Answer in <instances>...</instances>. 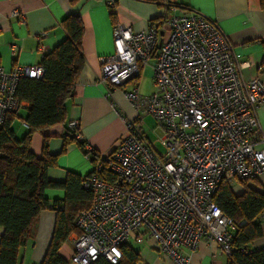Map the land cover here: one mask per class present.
Returning a JSON list of instances; mask_svg holds the SVG:
<instances>
[{"label":"built area","instance_id":"obj_1","mask_svg":"<svg viewBox=\"0 0 264 264\" xmlns=\"http://www.w3.org/2000/svg\"><path fill=\"white\" fill-rule=\"evenodd\" d=\"M107 3L114 6L115 0ZM165 4L162 27L135 31L115 25L113 54L98 58L97 78L109 89H122L135 115L125 120V134L112 151L99 155L82 176L92 201L73 218L68 264L99 257L116 264L122 244L145 239L173 264H189L202 239L230 255L236 225L212 196L223 181L233 185L264 175V130L257 117L264 80L257 74L243 77L230 39L215 21L178 0ZM12 14L23 20L22 10ZM151 57L154 90L142 95L137 75ZM43 73L39 63L10 70L0 64V128L7 116L26 107L15 95L19 80ZM147 114L163 152L145 136ZM67 128L83 141L77 119ZM83 147L89 161L91 149Z\"/></svg>","mask_w":264,"mask_h":264},{"label":"crops","instance_id":"obj_2","mask_svg":"<svg viewBox=\"0 0 264 264\" xmlns=\"http://www.w3.org/2000/svg\"><path fill=\"white\" fill-rule=\"evenodd\" d=\"M178 1L218 24L221 32L232 43L244 78L257 74L264 80V10L260 9V0ZM114 5L115 19H112L109 15L112 6L108 5L107 0H0V64L5 70H10L14 65L39 63L43 53L66 37L60 25L65 16L75 14L82 21L81 50L85 59L84 68L77 78L73 97L64 103L65 122L33 133L30 141V148L38 157L41 156L45 137L48 152L58 154L55 165L46 172L47 178L52 181H64L67 172L84 176L92 167V163L85 159L75 142L68 144L65 151L59 153L70 120H78L82 140L101 155L112 151L116 142L125 134V120L135 115L124 98L122 89H109L106 83L97 78L100 68L98 58L113 54L112 28L115 25L124 24L135 31H143L164 19L168 8L165 0H115ZM13 9L23 11V20L20 21L17 15L12 14ZM42 33L45 35L40 36ZM39 44L43 46L42 50ZM149 61L153 66L155 57H151ZM144 68L137 75V88ZM129 87L127 84L123 89ZM27 105L28 102L22 110L26 111ZM259 106L257 117L261 130H264V103ZM144 123L143 118V126ZM154 128L155 126L151 129L153 135ZM248 185L258 190L264 189V175L253 178ZM231 186L235 193L243 190L238 182ZM44 190V196L50 203L62 200L65 194L61 188ZM261 215L262 235L249 244V249L264 248V213ZM55 219L56 214L50 208L43 209L38 214L32 226L30 240L19 250L20 264H40L51 240ZM2 232L0 227V235ZM72 236L73 231L58 248L59 255L64 259H68L72 252ZM135 244L139 246L138 249L134 246L139 253L138 264H173L168 258L158 254L153 240L145 239L142 243ZM228 261L229 255L202 239L198 248L191 253L189 264H228Z\"/></svg>","mask_w":264,"mask_h":264},{"label":"trees","instance_id":"obj_3","mask_svg":"<svg viewBox=\"0 0 264 264\" xmlns=\"http://www.w3.org/2000/svg\"><path fill=\"white\" fill-rule=\"evenodd\" d=\"M114 6L109 11L112 19H115ZM260 9L264 10V0H260ZM162 23L163 19L156 26L160 27ZM60 25L66 37L42 54L39 64L44 69L43 75L36 79L24 77L18 82L15 95L28 102L23 119L28 124L26 133L18 139L10 128L17 114L7 116L0 128V227L3 229L0 235V264H20L19 250L30 240L32 226L38 214L46 208L55 212L56 219L51 240L40 264H68L67 259L59 255L58 248L67 240L69 233L75 230L73 218L80 210L88 208L92 201L91 193L81 186L82 176L67 172L66 179L61 182L47 178L46 172L55 165L58 154L48 152L46 137L43 139L40 157L30 148L33 133L53 125H63L66 119L64 103L73 97L77 78L84 68L81 19L75 14H69L61 19ZM71 142L77 143L83 154L87 152L83 147L84 141L75 140L67 128L59 153H63ZM90 151L89 161L93 163L99 153L92 149ZM102 175L108 179L114 178L107 173ZM249 181H237L243 188L240 193H235L232 186L223 181L212 196L222 213L232 217L236 225L231 238L232 250L228 264H264V248L248 247L262 235L264 189L249 186ZM46 188L63 189V199L48 202L44 196ZM57 205L59 208H56ZM139 261V253L134 246L129 243L121 245V257L116 264H138ZM90 264L112 263L99 257Z\"/></svg>","mask_w":264,"mask_h":264},{"label":"rangeland","instance_id":"obj_4","mask_svg":"<svg viewBox=\"0 0 264 264\" xmlns=\"http://www.w3.org/2000/svg\"><path fill=\"white\" fill-rule=\"evenodd\" d=\"M148 63L149 64L146 65L145 68L142 70L141 75H140L141 77L138 81V88H139V92L141 94H146L147 92H151L154 90V87L152 86L153 85V80H152L153 70H152V66H151L153 63H151V61H149ZM25 116H26V111L22 110V109L19 110L18 116L16 118H14V121L10 124L11 130L14 131V134H15L16 138H18V139L23 137V135L26 133V129L21 124L22 120L25 118ZM144 121H145V123L143 126V130L145 132V136L150 141H154L155 147L160 152H163L164 147H162L158 141L156 142V136H154L151 132V129L155 126L153 117L150 114H147L144 116ZM130 244L132 246H135L137 249L139 247L135 244V242L133 240L130 241Z\"/></svg>","mask_w":264,"mask_h":264}]
</instances>
